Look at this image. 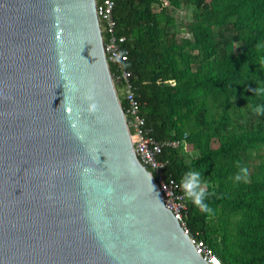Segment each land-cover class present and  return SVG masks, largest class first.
Returning a JSON list of instances; mask_svg holds the SVG:
<instances>
[{"label":"water","instance_id":"obj_1","mask_svg":"<svg viewBox=\"0 0 264 264\" xmlns=\"http://www.w3.org/2000/svg\"><path fill=\"white\" fill-rule=\"evenodd\" d=\"M0 264H210L133 148L96 0H0Z\"/></svg>","mask_w":264,"mask_h":264},{"label":"trees","instance_id":"obj_2","mask_svg":"<svg viewBox=\"0 0 264 264\" xmlns=\"http://www.w3.org/2000/svg\"><path fill=\"white\" fill-rule=\"evenodd\" d=\"M114 1L148 134L196 152L166 148L165 174L180 184L199 171L207 184L214 215L186 200L191 233L222 264H264V0ZM242 166L247 182L233 179Z\"/></svg>","mask_w":264,"mask_h":264},{"label":"built area","instance_id":"obj_3","mask_svg":"<svg viewBox=\"0 0 264 264\" xmlns=\"http://www.w3.org/2000/svg\"><path fill=\"white\" fill-rule=\"evenodd\" d=\"M168 4V0H164ZM97 12L103 34L107 35L105 40V51L109 70L113 77V82L122 103L126 101L125 117L130 131L133 148L142 163L152 172L155 181L158 182L163 192L165 206L173 211L175 217L180 221L186 234L191 236L192 242L200 255L210 264H222L220 257L213 248L205 241L198 239L191 233L188 226L185 212L187 201L179 187V184L165 174L166 162L160 156L168 147H178L188 145L186 140L181 143L178 140H156L151 137L149 129L146 127V119L141 112V101L138 97L134 79V72L127 67L129 52L124 48L127 41L126 36L116 33L117 22L113 11L115 8L114 0H96ZM105 39V36H104Z\"/></svg>","mask_w":264,"mask_h":264},{"label":"clouds","instance_id":"obj_4","mask_svg":"<svg viewBox=\"0 0 264 264\" xmlns=\"http://www.w3.org/2000/svg\"><path fill=\"white\" fill-rule=\"evenodd\" d=\"M255 94L264 95V89L257 88L255 90ZM92 107L95 108V105H93ZM255 111L262 112L264 111V109L257 106L255 108ZM185 151H187L186 143ZM233 179L237 182H247L249 179L248 168L244 166L240 167ZM179 187L181 188L185 199L191 202L196 208H198L201 213L207 214L209 217L214 215V209H212L209 204L206 203L209 192L207 190L206 182L202 179L201 172L193 170H189L188 172H186L180 180ZM155 194L158 197V193Z\"/></svg>","mask_w":264,"mask_h":264},{"label":"rangeland","instance_id":"obj_5","mask_svg":"<svg viewBox=\"0 0 264 264\" xmlns=\"http://www.w3.org/2000/svg\"><path fill=\"white\" fill-rule=\"evenodd\" d=\"M193 8H194V6H192V5L184 4L182 9L180 11H178V13L177 12L175 13L178 20L181 23L186 22L188 20V18L191 16ZM182 36H188V33L184 29L182 30ZM187 151L191 152L193 155L194 154L196 155V152L193 151L191 146L187 147Z\"/></svg>","mask_w":264,"mask_h":264},{"label":"snow or ice","instance_id":"obj_6","mask_svg":"<svg viewBox=\"0 0 264 264\" xmlns=\"http://www.w3.org/2000/svg\"><path fill=\"white\" fill-rule=\"evenodd\" d=\"M217 264H218V262H217Z\"/></svg>","mask_w":264,"mask_h":264}]
</instances>
